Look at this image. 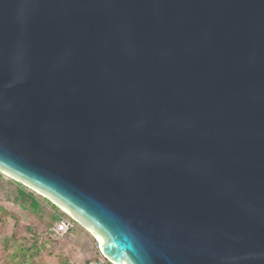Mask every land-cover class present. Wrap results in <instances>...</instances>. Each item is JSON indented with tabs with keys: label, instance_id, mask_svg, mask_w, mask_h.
Segmentation results:
<instances>
[{
	"label": "water",
	"instance_id": "water-1",
	"mask_svg": "<svg viewBox=\"0 0 264 264\" xmlns=\"http://www.w3.org/2000/svg\"><path fill=\"white\" fill-rule=\"evenodd\" d=\"M0 170L111 264H264V0H0Z\"/></svg>",
	"mask_w": 264,
	"mask_h": 264
},
{
	"label": "rangeland",
	"instance_id": "rangeland-1",
	"mask_svg": "<svg viewBox=\"0 0 264 264\" xmlns=\"http://www.w3.org/2000/svg\"><path fill=\"white\" fill-rule=\"evenodd\" d=\"M18 183L0 176V264H59L64 256L73 264L104 259L97 239L80 222L43 195L27 188L38 200L33 208L18 194ZM57 214L58 219L52 216ZM62 217L73 219L74 227L61 235L51 233Z\"/></svg>",
	"mask_w": 264,
	"mask_h": 264
},
{
	"label": "trees",
	"instance_id": "trees-1",
	"mask_svg": "<svg viewBox=\"0 0 264 264\" xmlns=\"http://www.w3.org/2000/svg\"><path fill=\"white\" fill-rule=\"evenodd\" d=\"M18 185H19L18 186L19 197L23 200H28L30 205L33 208L39 207L40 204L38 200L33 196L32 192L26 190L28 187L22 185L21 183H18ZM3 210H4L3 207L0 205V212H2ZM52 219L53 220L58 219V215L57 214L53 215ZM58 261H59V264H73L70 260H68L66 257L61 256V255L58 256ZM108 264H111V263L108 262Z\"/></svg>",
	"mask_w": 264,
	"mask_h": 264
},
{
	"label": "built area",
	"instance_id": "built-area-1",
	"mask_svg": "<svg viewBox=\"0 0 264 264\" xmlns=\"http://www.w3.org/2000/svg\"><path fill=\"white\" fill-rule=\"evenodd\" d=\"M0 176L8 177L1 170H0ZM8 178H10V177H8ZM73 221L74 220L69 218V217H62L59 221H57L55 223L54 227L51 230V233L53 235H61V234H64V233L70 231L74 227ZM108 262L109 261L104 258V259H101L98 261L90 262L89 264H108Z\"/></svg>",
	"mask_w": 264,
	"mask_h": 264
}]
</instances>
